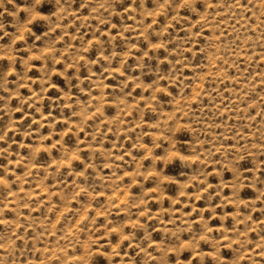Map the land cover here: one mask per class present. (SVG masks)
<instances>
[{"label":"clouds","instance_id":"clouds-1","mask_svg":"<svg viewBox=\"0 0 264 264\" xmlns=\"http://www.w3.org/2000/svg\"><path fill=\"white\" fill-rule=\"evenodd\" d=\"M0 264H264V0H0Z\"/></svg>","mask_w":264,"mask_h":264}]
</instances>
